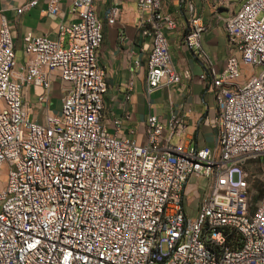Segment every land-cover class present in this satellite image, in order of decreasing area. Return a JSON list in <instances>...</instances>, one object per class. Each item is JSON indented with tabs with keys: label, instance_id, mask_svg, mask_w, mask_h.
Here are the masks:
<instances>
[{
	"label": "built area",
	"instance_id": "1",
	"mask_svg": "<svg viewBox=\"0 0 264 264\" xmlns=\"http://www.w3.org/2000/svg\"><path fill=\"white\" fill-rule=\"evenodd\" d=\"M113 1L110 23L120 11L121 0ZM221 1L237 8L224 18L222 69L200 73L214 90L215 113L205 121L216 141L199 148L171 141L186 127L175 113L166 121L148 114L143 143L106 128V73L97 58L103 21L93 0H72L76 19L60 21L55 38L26 33L19 65L12 27L0 16V172L7 173L0 264H264V190L253 200L248 180L251 160L264 155V0ZM137 8L151 38L147 90L180 81L164 33L176 19L161 0H137ZM47 10L64 13L59 0H47ZM204 29L192 12L182 42L210 63ZM55 79L63 85L57 109L50 107ZM28 85L39 88L41 119L29 115ZM191 177L206 185L193 213L184 196Z\"/></svg>",
	"mask_w": 264,
	"mask_h": 264
},
{
	"label": "crops",
	"instance_id": "2",
	"mask_svg": "<svg viewBox=\"0 0 264 264\" xmlns=\"http://www.w3.org/2000/svg\"><path fill=\"white\" fill-rule=\"evenodd\" d=\"M26 0H0V16L3 15L12 27L16 60L24 61L22 50L26 33L57 36L60 21H71L76 16L69 12L72 0H59L63 15L50 13L47 0H37L33 6L18 11L19 5ZM114 4L113 0H93L94 10L103 21L102 42L97 49L98 62L105 68L107 89L104 94L103 123L110 132L126 134L137 142L146 140L145 120L148 114H155L166 121L171 113L181 117L185 131L181 136H171V141L180 140L186 147L214 146L216 129L205 119L215 113L214 90L200 77L202 71L212 67L219 72L229 53L224 18L233 12L237 5H225L221 0H161L162 9L176 19V27L165 29L168 49L175 68L182 74L180 81L159 85L152 90L146 88L147 60L150 52V36L143 34L137 24L139 12L137 0H121L120 8L113 22H107L106 9ZM193 9L190 11L189 6ZM200 17L205 26L201 35V48L209 59L197 51L186 47L182 42L183 33L191 13ZM130 85V88H129ZM63 89L59 79L52 83L51 94L58 95ZM39 88L28 85L22 89L23 99L30 108L29 115L41 119V104L37 102ZM129 93V98L126 94ZM119 119L116 130L114 119ZM166 134L164 130L162 136ZM204 178L191 177L184 188V196L189 206L196 204L205 190ZM193 206V207H194ZM192 208V207H190ZM193 213V208L189 210Z\"/></svg>",
	"mask_w": 264,
	"mask_h": 264
},
{
	"label": "rangeland",
	"instance_id": "3",
	"mask_svg": "<svg viewBox=\"0 0 264 264\" xmlns=\"http://www.w3.org/2000/svg\"><path fill=\"white\" fill-rule=\"evenodd\" d=\"M261 69V65L257 66H243L244 73H251L253 71L258 72ZM59 106V98L58 94L53 92L51 94L50 99V107L57 109ZM251 165L248 166L249 176L248 180L250 182V192L252 194L253 200H257L262 191L264 190V155L258 156L251 160ZM7 179L6 169L2 168L0 172V186L3 187L5 185ZM194 204H191L190 207L193 208ZM188 208V210L192 208Z\"/></svg>",
	"mask_w": 264,
	"mask_h": 264
}]
</instances>
